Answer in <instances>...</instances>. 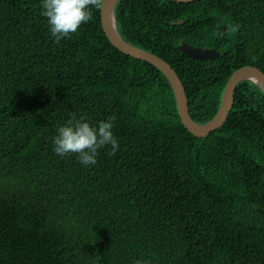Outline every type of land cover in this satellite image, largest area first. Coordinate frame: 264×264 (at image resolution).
Listing matches in <instances>:
<instances>
[{
    "label": "trees",
    "instance_id": "1",
    "mask_svg": "<svg viewBox=\"0 0 264 264\" xmlns=\"http://www.w3.org/2000/svg\"><path fill=\"white\" fill-rule=\"evenodd\" d=\"M41 2L0 0V264H264L261 88L238 82L226 120L196 136L166 76L109 41L100 9L57 44ZM114 12L126 41L176 71L197 123L234 69L264 72V0H118ZM228 23L238 32L220 35ZM181 41L220 54L194 58ZM71 113L115 116L116 153L89 166L55 153Z\"/></svg>",
    "mask_w": 264,
    "mask_h": 264
},
{
    "label": "clouds",
    "instance_id": "2",
    "mask_svg": "<svg viewBox=\"0 0 264 264\" xmlns=\"http://www.w3.org/2000/svg\"><path fill=\"white\" fill-rule=\"evenodd\" d=\"M104 0H42L41 15L46 17L51 36L59 44L62 38H70L78 31L82 23L92 19V9L103 7ZM238 23H228L226 33L238 32ZM115 116L98 122L93 126L85 116L77 117L71 113L64 124L57 128L53 138V151L60 156L76 154L78 161L84 165H95L98 149L110 145L108 155H114L119 148L117 138L112 132ZM134 264H151V260L137 259Z\"/></svg>",
    "mask_w": 264,
    "mask_h": 264
},
{
    "label": "water",
    "instance_id": "3",
    "mask_svg": "<svg viewBox=\"0 0 264 264\" xmlns=\"http://www.w3.org/2000/svg\"><path fill=\"white\" fill-rule=\"evenodd\" d=\"M118 0H104L100 9V21L102 29L109 41L119 50L150 62L157 67L168 79L176 101L177 114L181 123L189 132L196 136L206 135L210 130L220 126L227 118L232 105L234 89L238 82L248 79L257 84L264 93V72L253 65H243L234 69L228 76L219 102V106L214 115L204 123L195 122L190 114L187 97L183 84L172 66L160 56L135 46L126 41L118 32L116 26L114 7ZM179 2H191L194 0H174ZM181 19L172 21L180 22ZM177 49L198 59L213 58L220 54V51L212 47H201L192 45L186 41H181Z\"/></svg>",
    "mask_w": 264,
    "mask_h": 264
}]
</instances>
